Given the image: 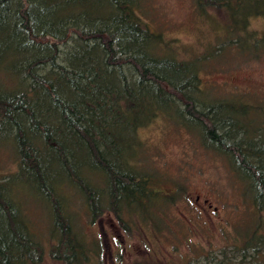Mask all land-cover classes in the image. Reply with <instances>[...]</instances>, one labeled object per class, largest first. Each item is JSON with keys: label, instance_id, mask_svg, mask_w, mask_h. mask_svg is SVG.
Here are the masks:
<instances>
[{"label": "rangeland", "instance_id": "374dc122", "mask_svg": "<svg viewBox=\"0 0 264 264\" xmlns=\"http://www.w3.org/2000/svg\"><path fill=\"white\" fill-rule=\"evenodd\" d=\"M231 1L235 17L197 0H0V264H66L48 253L56 217L88 245L81 264H264V242L233 243L246 223L264 226V195L255 188L254 205L227 155L166 113L264 111V0ZM131 90L145 101L138 112L91 107ZM20 135L37 145L22 170ZM249 145L264 166V124ZM116 172L179 194L148 213L124 204L119 218ZM93 200L102 205L95 221ZM30 227L41 237L31 255L22 244L9 254Z\"/></svg>", "mask_w": 264, "mask_h": 264}, {"label": "trees", "instance_id": "16d2710c", "mask_svg": "<svg viewBox=\"0 0 264 264\" xmlns=\"http://www.w3.org/2000/svg\"><path fill=\"white\" fill-rule=\"evenodd\" d=\"M82 3L86 0H80ZM232 3L231 0H197V4L202 8H205L209 5V7H213L215 10L225 9L227 12H233V16L235 15L236 9L233 6H230ZM125 8H127L131 13H136L137 16L142 18L143 12L138 13L134 10L130 5L125 4ZM44 6L39 8L42 11ZM235 9V10H234ZM232 10V12H231ZM235 17V16H234ZM124 29V27H123ZM229 32H234V26L229 25L227 27ZM125 39V37H122ZM230 39V38H229ZM232 41V40H231ZM86 43L88 41H85ZM210 52L212 50L209 49ZM75 52L78 53L76 50ZM190 62H194L195 60H188ZM179 64H189L187 62H178ZM157 65H162L161 63H157ZM168 70L175 69L172 66H167ZM235 100H240L241 102L246 103L249 98L247 96H233ZM145 101L140 99L132 90L127 91L126 93L118 96L114 93H108L107 99L103 103L93 102L91 107L95 110L105 109L109 113L115 114L117 110H121V108L126 110H133L138 112L140 107L145 105ZM194 106V105H193ZM195 107V106H194ZM115 110V111H114ZM6 112L5 104L0 107V121L3 119ZM256 113L251 114L252 116H248L242 119H211L208 114L204 115V113H200L194 108L191 110V115L193 119L187 120L183 117H179L175 115L174 112L168 111L166 112L171 117H174L176 122L185 123L189 127L197 128L199 131L201 130L200 136L202 140L205 142L206 146L216 151H220L221 153L227 155L228 160L230 162L231 167L239 175V178L242 182L245 183V195H249V198L254 202V189L257 188L262 195H264V166L258 161L254 164L249 159V151H253L250 149L249 145V137L253 136L255 132L260 128L261 125L264 124V111L263 109L254 111ZM120 114V113H118ZM255 114V115H254ZM188 123V124H187ZM226 133L239 134L242 135L241 139H238L235 144H228L226 142L225 135ZM16 151L20 157V169L22 170L23 163L25 164V159L27 157L26 154L35 151L37 145H32V139H28L25 136L20 135L16 138ZM33 150V151H32ZM264 158V151L261 154ZM258 159V157L256 156ZM38 163V162H37ZM264 165V164H263ZM110 183L112 188V194L110 198L111 207L119 217L122 211V206L124 204L136 205L139 208H143V213H148V207L150 204H158L162 199L164 201L173 202L176 199V196L179 194L178 190H172L171 192H165L160 189H157L153 183V180L148 177H134L128 174L113 173L110 177ZM89 212L95 221L96 217L100 215L102 205L99 201L93 200L89 203ZM121 218V216L119 217ZM56 222L51 229H49V238L50 245L48 248V253L55 256L57 254H61L60 258L67 260L66 264H81L83 259L88 258V245L82 241L76 233H74L72 226L63 218H55ZM64 221V226L61 227L60 221ZM244 230L241 232L242 234H238L236 236L235 246L242 244H251L257 241L264 242V226L261 224L260 218L258 217L257 221L252 223H246ZM39 234L31 227L28 230L26 236H20L18 239L14 240L9 247V254H18L20 251L18 250L19 245L21 246L22 253L31 255V243L35 239H39ZM41 238V237H40ZM243 242V243H240ZM30 247H27V246ZM97 247V244L94 246ZM11 249H14L11 251ZM40 254H42L41 248H39ZM25 257V256H24ZM23 257V258H24ZM32 257V256H29ZM27 259L21 260L19 264H29L27 263ZM31 262V261H30ZM30 264H39L37 262H31Z\"/></svg>", "mask_w": 264, "mask_h": 264}]
</instances>
